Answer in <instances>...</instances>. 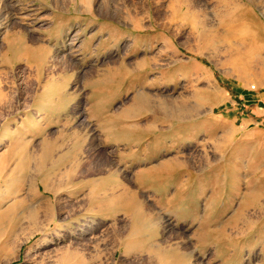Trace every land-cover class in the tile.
<instances>
[{"label":"rangeland","instance_id":"374dc122","mask_svg":"<svg viewBox=\"0 0 264 264\" xmlns=\"http://www.w3.org/2000/svg\"><path fill=\"white\" fill-rule=\"evenodd\" d=\"M248 1L0 0V264H264Z\"/></svg>","mask_w":264,"mask_h":264},{"label":"crops","instance_id":"0c3cea01","mask_svg":"<svg viewBox=\"0 0 264 264\" xmlns=\"http://www.w3.org/2000/svg\"><path fill=\"white\" fill-rule=\"evenodd\" d=\"M116 101H118L117 99H112L111 100V103H115ZM137 115V112H134V113H130V117H136ZM107 127H113V126H107ZM145 127V126H144ZM46 148L47 146L45 144H41L40 145V148H39V155L38 156H42L45 152H46ZM27 150H24L23 154H25L26 156H31L32 153L30 152H26ZM125 156V155H124ZM175 165H178L177 164V160L175 159H171V160H166L164 161L163 163H161L159 166L164 169V170H167V168H170L172 166H175ZM74 170V168H73ZM71 173H68L67 176H71L70 175ZM118 172L117 170H113L112 172V176L116 178V181H117V175ZM114 180V186L115 187H120L121 186V190H119L118 192V195L116 197V204L118 206H124L126 209H130V213L128 215V217H130V220L131 222H133L134 220H136L140 215H141V212L145 210V208L143 206H139L137 204H135V202H137V199H136V192L134 190H131L130 188H123L124 186L122 185V183H119L117 185V182ZM59 183V182H58ZM47 188L49 187V185H46ZM58 186H61L60 183L58 184ZM49 191L51 192H56V190L52 187L48 189ZM58 191V190H57ZM88 198H90V196H88ZM136 199V200H135Z\"/></svg>","mask_w":264,"mask_h":264},{"label":"bare ground","instance_id":"6f19581e","mask_svg":"<svg viewBox=\"0 0 264 264\" xmlns=\"http://www.w3.org/2000/svg\"><path fill=\"white\" fill-rule=\"evenodd\" d=\"M263 1V0H262ZM251 2H254V0H250V1H248V3H250V4H252ZM236 6L238 7V4H236ZM189 7H191V6H188V8ZM0 104H1V102H0ZM51 215V214H50ZM51 217H52V215H51Z\"/></svg>","mask_w":264,"mask_h":264}]
</instances>
